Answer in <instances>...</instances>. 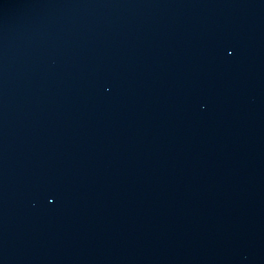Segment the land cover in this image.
Returning <instances> with one entry per match:
<instances>
[{
    "label": "water",
    "instance_id": "1",
    "mask_svg": "<svg viewBox=\"0 0 264 264\" xmlns=\"http://www.w3.org/2000/svg\"><path fill=\"white\" fill-rule=\"evenodd\" d=\"M0 264H264V0H0Z\"/></svg>",
    "mask_w": 264,
    "mask_h": 264
}]
</instances>
